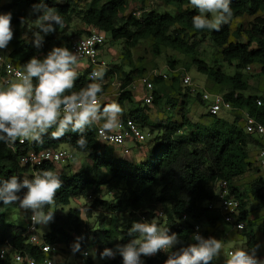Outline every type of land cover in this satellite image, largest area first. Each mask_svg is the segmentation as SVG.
<instances>
[{
    "label": "trees",
    "instance_id": "1",
    "mask_svg": "<svg viewBox=\"0 0 264 264\" xmlns=\"http://www.w3.org/2000/svg\"><path fill=\"white\" fill-rule=\"evenodd\" d=\"M152 1L43 0L45 5L56 8L62 15L64 28L70 27L75 18H80L87 29L74 30L72 35L68 36L64 28L60 29L55 25V33H41L44 41L42 47L37 49L34 47V37L28 39L23 36L25 25L21 26L20 18L28 20L32 17L36 20L42 15L43 9L36 11L33 8V5L39 6L41 0H9L4 4L0 0V12H11L13 15L14 38L9 44L8 57L21 69L33 56L42 59L54 46L70 49L73 37L87 35L93 28L109 35L112 42L123 41L126 45L123 56L128 63L126 65L132 69L126 72L120 65H111L110 71L105 72L102 95L110 91V77H113V74H121L123 92L116 99L123 108L121 120L125 122L131 119L143 129H148L155 143L149 158L133 165L127 159L107 153L106 148L110 145L99 142L94 125L85 130L88 145L84 150L76 146V141L81 135L79 132L69 131L60 140L51 139V132L55 127L42 136V144L27 142L23 151L56 149L68 145L74 151L87 153L92 160V168L71 176L61 175L58 167L52 164L45 165L44 170H53L59 174L62 181V188L57 193L54 206H69L74 199L92 196L89 194L92 191L96 198L91 205H84L87 216L92 218L93 212L103 210L98 226L94 228H89L88 222L80 223L82 209H70L64 220L54 214L45 241L48 244H63L67 248L79 243V251L96 248L99 256L105 248H110L112 254L116 253L117 256L100 264H124L120 248L126 247L135 238V234H128L133 221L142 223V217L151 221L161 211L166 217L164 220L165 228L169 229L168 235L177 234L182 243L174 249H169L168 253L159 252L151 257L141 256V261L142 264H164L169 253L194 243L192 235L196 225L201 227L200 235L208 239L212 237L211 231L219 224H225L219 211L210 210L208 204L217 201L212 185L217 181H226L232 195L240 201V220L245 223V228L238 232L246 239L245 249L250 251L259 242L255 236L254 222L249 219L246 207L251 198L264 208V178L260 176L251 183L249 196L242 194L236 186L253 168L260 172L258 165L250 161V157L251 152L257 150L261 144L253 135L245 132L242 115L233 112L234 117L227 121L206 113L210 119L209 123L193 121L187 114L191 91L185 88L187 92L182 93L180 77L176 76H172L169 81L155 80L159 88L154 91L153 104L159 105L163 98L167 97L162 91V85L170 83L174 94L167 97L168 109L174 111L181 105L180 120L167 118L161 122H151L147 115L148 106L139 105L138 108L126 111L124 105L135 102L129 87L144 73V69L133 68L132 49L143 41H150L155 56H160L169 49L191 56L192 64L198 72L228 89L224 94L225 98L235 108L247 110L264 124V105L257 104V100L261 98L247 94L249 85L244 79V71L247 67L253 70V66L260 70L259 76H264V0H232V19L228 24H222L218 32L194 28L192 17L199 12L191 5L190 0H160L157 2L159 5L173 10L165 12H161L160 8H151ZM81 4H84V8ZM133 4L138 7L127 14ZM244 17L253 19L246 26L239 25L236 30H232V23ZM191 34L198 40L189 43ZM207 40L222 50L223 60L227 64L234 65L233 75L197 58L199 44ZM176 65V61L169 62L172 68ZM191 67L192 65H187L185 69L189 71ZM92 71L88 69L78 74L74 90L92 82L89 79ZM3 76L1 72L0 85H3ZM34 83L38 81L34 80ZM196 101L206 106L200 93L196 95ZM20 153L14 154L7 148L5 141H0V189L3 188L4 180H9L13 175L18 176L22 183L28 169L20 165ZM102 188L111 196L110 201L100 199ZM25 193L26 188H23L17 195L23 199ZM12 207L13 204L4 205L0 201V248L10 244L18 251L29 253L38 259L42 258L40 248L27 243V237L23 236L24 228L9 222L8 212ZM185 215L188 219L184 221ZM55 219L60 222H54ZM158 224L160 226V223ZM78 237L83 239L78 240ZM83 263L96 264L90 257ZM0 264L15 263L8 256L6 259H0ZM212 264H219L217 258H214Z\"/></svg>",
    "mask_w": 264,
    "mask_h": 264
},
{
    "label": "clouds",
    "instance_id": "2",
    "mask_svg": "<svg viewBox=\"0 0 264 264\" xmlns=\"http://www.w3.org/2000/svg\"><path fill=\"white\" fill-rule=\"evenodd\" d=\"M190 3L199 12L192 17L193 26L197 30L208 29L218 32L222 24H228L232 19V0H190ZM33 8L36 11L43 9V14L35 21L21 17L20 22L21 26L26 24L29 31L34 28L39 30L33 32V37L34 47L40 49L44 41L41 33L45 35L55 33V25L62 29L65 22L57 9L48 7L43 0L39 6L33 5ZM12 19L11 12H0V50L7 49L14 38ZM80 58V47L78 52H73L64 46H54L42 59L33 56L24 64L21 71L16 74L17 79L0 85V141H5L9 147L16 141L21 144L26 141L42 144V136L55 127L51 132V139L60 140L69 131L79 132L81 135L76 141V146L84 150L88 145L85 130L93 125H99V135L104 139L111 141L120 139L119 135L110 134L116 133L122 127L123 108L116 101L103 103L105 67L101 65L94 69L89 76L92 82L79 90H74ZM34 80L38 83H34ZM257 103L261 104L260 101ZM32 177L30 179L25 176L22 183L16 175L4 180L3 188L0 189V201L4 205L19 202L20 208L26 210V218L27 210L33 213L31 220L34 225H47L54 219L51 206L54 205L57 193L62 188V181L59 174L51 169L38 171ZM23 188H27L28 191L21 199L17 193ZM46 208L49 210L45 211ZM23 228L25 232V226ZM168 232L169 229L159 226L156 216L151 221L142 223L133 221L128 234H135V238L126 247L120 248L124 264H142L141 256H155L160 251L168 253L169 249H174L182 243L177 234L168 235ZM42 238L45 239V236ZM77 239L81 240L83 237ZM192 240L194 243L169 253L164 264H212L214 258L225 248L221 239L216 237L205 239L201 236L199 226L197 233L192 235ZM58 245L61 247L60 253L65 251L63 244ZM80 247L79 243L75 244L72 248L73 254L78 252ZM260 247V244H256L250 251L242 247L225 251L224 264H264V259L257 255ZM87 252L83 253L85 257L89 255ZM57 255L52 257L55 259ZM92 255L95 258L94 252ZM111 255V249L105 248L100 253V258ZM55 261L60 264L56 259Z\"/></svg>",
    "mask_w": 264,
    "mask_h": 264
},
{
    "label": "rangeland",
    "instance_id": "3",
    "mask_svg": "<svg viewBox=\"0 0 264 264\" xmlns=\"http://www.w3.org/2000/svg\"><path fill=\"white\" fill-rule=\"evenodd\" d=\"M9 0H2V3H7ZM84 4H81V7H83ZM138 6L133 4L131 5L130 9L128 10L127 14L132 11V9H136ZM151 8L158 9L160 8L161 12L165 11H173L170 8L162 7L157 2L154 4L150 3ZM252 17H244L241 19H237L232 23V30H236L239 25H247L250 21H252ZM28 20L35 21L32 17H29ZM86 27L82 24L80 18H75L74 23L70 27L64 28V32L66 35L71 36L72 33L75 31L84 30ZM87 29V28H86ZM38 31V29H32L29 31L27 25L25 24L23 29V36L25 38L31 39L33 38V32ZM79 36L73 37V39L77 38ZM190 42H193L194 40H198V38H194L193 34L190 35ZM234 40V39H232ZM126 45L123 41L119 42H112L111 37L107 35V42L104 47V59L110 64H116L120 65L124 68L126 72L131 71V67L127 62H125L123 53L125 52ZM198 57L199 59L205 61L211 66H214L216 68L222 69L225 73L229 75H233L235 73V67L234 65H229L223 60L222 56V50L218 47L212 45V43L207 40L203 43H200L198 46ZM10 53V45H8L7 49L0 50V54L4 55L5 57L8 56ZM133 58L132 61L134 62L133 68H141L144 69V73L136 78V82L132 84V86L129 87V90L132 91L133 97L135 102L133 104L125 103L124 108L126 111L130 110L131 108H138L147 106L144 102V96L145 91L140 83V79L149 74L150 72H153L154 70H162V69H168L169 68V62L176 61V68L179 69H185V66L192 65L188 73L193 79V82L195 85H197L199 91L207 90L210 93H219V94H226L228 89L226 87H221L217 85L214 81L209 79L206 75L198 72L197 68L192 64L193 58L191 56L182 54L180 52H176L173 50H166L164 53L160 56H155L152 53V42L150 41H143L141 42L136 48L132 49ZM81 64H86L85 62H80ZM187 71V70H186ZM260 70L253 66L252 71H248L247 69L244 71V79L249 85V90L247 94L252 96H257L262 99L263 105H264V76H259ZM122 76L121 74H113V77H110L111 81V89L112 94H116L120 90V84L122 83ZM159 86L155 84V90H157ZM181 92L186 93L187 89L182 85L181 86ZM162 91L167 97L173 96L174 91L171 88V84L167 83L162 85ZM167 97H164L163 100L159 105H151L148 106L147 115L151 122H161L164 121L167 118H174V119H181V105H178L176 110L168 109L167 104ZM110 99V98H109ZM181 99V98H180ZM110 101H116L117 100H110ZM207 108L206 106L200 105L198 101H196V95L191 93V98L189 99V108L187 110L188 116L195 121V122H202V123H209L210 119L207 114ZM233 112H224L219 115V117L224 118L227 121H231L232 117H234ZM95 126V125H94ZM96 129V126H95ZM144 136L146 137L145 140L140 144H128L127 148L122 147H114V146H108L106 148L107 153L119 156L124 159H129L131 164L136 165L140 162H144L149 158V155L152 151V149L155 147V143L153 138H148L146 135L148 133V129H143ZM65 149H71L68 145L62 146ZM75 153V160L71 162L70 164L63 165L61 167H58V171L63 176H71L75 173H78L82 170L91 169L93 166L92 160L90 159L89 155L87 153H81L78 151H74ZM258 150H254L251 152L250 161L256 163ZM256 168V167H255ZM262 176V173L256 171L254 168L253 170L246 174L244 177H242L237 183L236 186L239 187L242 194H246L249 196V190L251 183ZM102 193L99 195L100 199L104 201H110L111 196L107 193L105 188H102ZM89 194H92V200H90L88 197L80 198V199H74L71 201L69 206L60 207V206H51V211L54 212L57 218H60L61 220L66 219V216L70 209H82L81 213V220L80 223L84 224L88 222L89 228H94L98 226V221L102 217L103 210H98L96 212H93L92 218H89L87 216V210L84 209V205L88 204L91 205L93 200L96 198V195L92 193V191L89 192ZM250 198V197H249ZM25 209L20 208L19 202L14 203L11 210L8 212V220L9 222L24 227L25 221H26V215H25ZM248 212H249V219L254 222V232L257 241L261 245L259 250V258L264 259V230H263V224H264V208L259 206V203L255 200H251L248 202ZM54 222L59 223L57 219L54 220ZM160 223L161 228H165V220L161 219L158 221ZM50 225L51 222H49L47 225H38V233L37 235L39 237H44L50 232ZM211 236L216 237L218 239H221L224 241L225 248L224 251L221 252V254L216 257L219 264H224L225 251H232L235 250L237 247L245 248L246 239L240 234L237 230H232L231 226L227 224H221L218 228L211 231ZM64 246V245H63ZM65 251L60 253L55 257V259L60 264H84V260L87 258H91L94 260L96 264H100L105 261H109L113 259L115 256H117L116 253L112 254L110 257L100 258L99 252L96 248H87L84 251H78L75 254H73L72 248H67L66 246L63 247ZM85 251L89 252V256L85 257L83 253ZM95 253V258L93 257L92 253Z\"/></svg>",
    "mask_w": 264,
    "mask_h": 264
},
{
    "label": "built area",
    "instance_id": "4",
    "mask_svg": "<svg viewBox=\"0 0 264 264\" xmlns=\"http://www.w3.org/2000/svg\"><path fill=\"white\" fill-rule=\"evenodd\" d=\"M160 0H153L151 3L159 2ZM107 42V35L98 29H91L89 34L84 36H79L73 39L71 43L70 50L73 52H78L79 47L81 50L80 62H85L86 64H81L78 69V74L84 73L86 70H94L99 66H104L107 71H110L111 65L104 59V47ZM247 70L252 71L251 67H247ZM21 71V68L14 64L9 57H5L0 54V73L3 72L4 76L2 78V84L6 85L8 82L17 79V72ZM172 76L180 77L182 85L189 89L191 93L197 95L201 94L202 100L206 104L207 113L212 116H219L224 112H235L243 117V125L245 132L247 134L253 135L261 144L258 147V154L256 161L264 178V124H262L258 119L252 116L247 110L235 108L230 101L225 98V95L219 93H210L207 90L199 91L197 85L193 82L192 77L188 71L179 68H172L169 66L168 69L154 70L149 74L143 76L140 79V83L144 89L145 96L144 102L147 106L153 105L154 102V91H155V80L162 79L164 81H169ZM135 83V82H134ZM111 89V88H110ZM123 92L121 89L116 94H112L109 91L104 95L105 99L103 103L111 102L110 100H116L120 94ZM110 98V99H109ZM261 104L263 102L258 99ZM258 104V103H257ZM103 123V121H101ZM122 127L117 130L116 133L110 135H119L120 139L118 141L106 140L104 137L99 135L98 129L99 125L96 126V133L99 142L106 145H112L116 147L127 148L128 144H140L145 140L143 133V128L136 123L134 120L128 119L127 121L121 120ZM148 138H152V134L148 131ZM27 141L21 144L19 141L9 147L6 143L7 148L14 154L20 153L19 161L22 167L28 169L25 176L32 179L36 172L44 170L45 165L52 164L56 167H61L63 165L70 164L75 160V153L72 149H65L63 147L56 149H41L39 151L30 149L23 151V146L26 145ZM212 190L217 196V201L208 204L210 210H218L220 215L223 217L225 224L232 226L235 230L240 231L245 228V223L240 220V201L232 195L229 184L226 181H217L212 185ZM28 189L26 188V193ZM88 198L92 200V196L89 195ZM27 219L25 221V232L24 236L27 237L28 243L40 247L43 257L38 259L29 253L16 250L10 244H6L0 248V259H6L8 256L16 264H58L52 256H55L61 252V247L58 244H47L45 239L37 235L38 225H34L31 216V210H27ZM158 212L157 220L166 219L164 213L161 216ZM188 217L185 215L183 220H187ZM142 221H148L146 217H142ZM197 226H195V233H197ZM201 227L199 226V234ZM164 252V251H160ZM88 253V252H87ZM89 256V255H87Z\"/></svg>",
    "mask_w": 264,
    "mask_h": 264
},
{
    "label": "crops",
    "instance_id": "5",
    "mask_svg": "<svg viewBox=\"0 0 264 264\" xmlns=\"http://www.w3.org/2000/svg\"><path fill=\"white\" fill-rule=\"evenodd\" d=\"M134 82H136V81H134ZM127 160H129V159H127ZM246 211L248 212V205H247V207H246ZM221 224H219L218 226H217V228L220 226ZM230 226V225H229ZM231 228H232V230H234V228L231 226ZM260 256V255H259Z\"/></svg>",
    "mask_w": 264,
    "mask_h": 264
}]
</instances>
